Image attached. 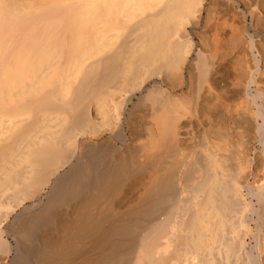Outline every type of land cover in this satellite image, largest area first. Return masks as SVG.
<instances>
[{"label": "bare ground", "instance_id": "1", "mask_svg": "<svg viewBox=\"0 0 264 264\" xmlns=\"http://www.w3.org/2000/svg\"><path fill=\"white\" fill-rule=\"evenodd\" d=\"M206 1L0 0V264H264L249 128L244 143L202 119L200 160L187 151L173 84ZM249 89L264 154V91Z\"/></svg>", "mask_w": 264, "mask_h": 264}, {"label": "rangeland", "instance_id": "2", "mask_svg": "<svg viewBox=\"0 0 264 264\" xmlns=\"http://www.w3.org/2000/svg\"><path fill=\"white\" fill-rule=\"evenodd\" d=\"M134 14L137 15V14H139V12H133L130 14V16H133ZM197 17L193 21L194 23L192 22V26L194 28H196V30L195 29H194V31L192 30L193 31L192 37H193V39L196 43V47H197L196 51H195V53H193L190 56L189 63L185 66V68H184L185 71L183 72V75H181V77H177L178 79L179 78L180 79L179 80L175 79L174 81L176 83L173 84V86L175 88L176 87L179 88V86L181 85L180 81L184 80L183 90L179 89L178 93L180 95L179 94L178 95L181 98L183 97L184 98V99L182 98L183 100H186L187 107L190 109H187L186 112H184L185 108H187V107H185V108L182 107L183 108V109H181V110H183L182 113L184 112V114H185L183 122L185 123V121H186L188 127L190 128L189 130L191 133L188 135L189 139L191 138V135L193 133L195 135L198 133L197 134L198 136L196 135L197 138H195V139L191 138L190 140L188 139V142L190 145V148H189L190 150L188 149L187 151L193 152V155L196 154L194 156V158L195 157L197 158L199 156V155L197 156V153L201 154V152H199L202 150L201 144L199 143V142H201V140L199 139V136H200V134H202L204 132L203 131L204 127L201 124V120L203 119L204 122H208L207 119H213V116H214V118H215V116H218V117L221 116L222 117L221 121H223L225 123V126H222L220 123L223 124V122H220L219 124L221 126L218 124L219 125V126L217 125L218 127L215 126V128L214 127H212V128H214V129L218 128L215 131L217 132L219 130L221 133H223V135H222L223 137L225 136V134H227L229 132V130H231L230 132L240 130L239 132L240 133L243 132V133H241L243 135H240L239 132H236V133L234 132L235 138L237 137V140L235 139V141L242 139L241 137H246V138H243L244 143H246L245 141H247V136H246L245 131H244L245 130L244 125H246V127L249 128V130H250L249 135L250 134L252 135V136L250 135V137L253 140L252 141L253 143L250 142L251 145H249L251 147L253 144V147H251V148L249 147L250 148L249 153L251 156L253 155V157L256 158V161H257V162L255 161L256 165L263 164L262 161H264L263 160L264 154L261 150H259V146L257 145V143H255V141L257 139V137H255V134L257 132H255V131L257 129L256 126H258V120L255 118L256 114L254 112L256 110L255 109L256 107H255V105H253L252 102H250L252 100L247 97L246 93H248V91H250L249 88H251V90H254L256 87H258L264 91V0H207L204 9L199 14V17L198 18ZM196 31L198 32V34ZM216 36L218 38H216ZM215 39H216V42H215ZM217 40H218V43H217ZM215 43L218 47L215 45ZM220 43H221V45L219 47ZM199 49L202 50V53H205V52H207V54L209 53V56H211V58L209 60L212 59L211 61H209L211 63H209L210 64V66H209L210 70H209V73L207 75L208 76V82H205V83L203 82V80H204L203 77L200 78L201 75H199L201 70L198 69L196 67V65L191 64V61L197 57L195 54H197L196 52H198ZM204 50H205V52H204ZM210 53H212V54L210 55ZM196 71H198V72H196ZM197 73H199V74H197ZM253 73H254V77H255V82L251 85L249 83V81L251 78L250 76H252ZM197 75H199L200 80H199ZM195 77H196V79H195L196 81L194 80ZM177 81H179V82H177ZM189 81H191L192 83ZM189 84L191 85L190 88H189ZM191 87H193V90ZM188 88L190 90H192L193 92L189 91ZM198 90H199V100L200 101L203 99H205V100L209 99V100H206L207 104H204L205 100L201 101L205 105V107L204 106L202 107V105L199 106L197 101H196L197 97H195V96L197 94L196 91H198ZM194 93H196V94H194ZM184 95H186V96H184ZM192 95H194V96L192 97ZM262 95H263V97L261 96V98H260L261 101H263V99H264V92H262ZM208 96H210V97H208ZM194 98H195V100H194ZM191 99H192V101L194 100L193 104L190 101ZM134 100L136 101L137 98H135ZM196 103L199 106V108L196 105ZM246 103L249 105H247ZM263 103H264V101H263ZM204 109H205V112H203ZM207 110H208V112H207ZM212 110H213V112H212ZM230 110H231V112H230ZM251 110H253V113ZM135 112H134V115H132L131 117L133 119L136 117V119H134V121L132 120L133 122L136 123L139 120H141V116H140L141 114H140V112H136V113ZM219 112H220V115H219ZM198 113H200V115L201 114L202 115L200 116ZM222 113H223V116H222ZM199 117H201V119ZM227 118H228V120H227ZM236 119H238V120H236ZM250 122H252V123H250ZM244 123H246V124H244ZM227 125H229L231 127L230 128L226 127ZM240 125L244 126V128ZM220 127H223L225 129L221 128L223 130H220ZM232 127H233V129L237 128V130L234 129L232 131ZM254 127H256V129ZM226 128L229 129L228 132H226ZM214 129H213V131H214ZM224 131H225V133H224ZM220 132L218 134L221 135ZM253 132H255V133H253ZM108 134L111 135L113 133H112V131H108ZM185 136L187 137L186 134H185ZM256 136H257V134H256ZM226 137H230V136L226 135ZM233 137L231 136L230 138L232 139ZM191 143H194V144H191ZM118 144H120V143L118 142ZM192 145H194V146H192ZM154 150H156V149H153V151ZM194 150H196L197 152ZM109 153H110V151H109ZM187 153H189V152H187ZM255 155H256V157H255ZM178 157H181V155ZM177 158L175 159L176 161L179 160ZM199 158H201V157H199ZM199 158H197V159L200 160ZM175 160L172 159V161H170V163H174ZM130 163H132V161H130ZM257 163H259V164H257ZM153 168H154V166H153ZM153 171H154V169H153ZM140 172L141 171H139V174H137L138 172H136L135 176L133 175L132 179H135L138 177L140 178V176L143 175V173H144L143 171H142L143 173L141 172L142 174ZM146 172L147 171H145L146 175L144 174V176L149 175L148 174L149 171L147 173ZM138 175H140V176H138ZM144 176H142V177H144ZM114 201H115V205H116L118 198L115 199ZM249 240H250L249 242L254 243V240L252 241V237L249 238Z\"/></svg>", "mask_w": 264, "mask_h": 264}]
</instances>
